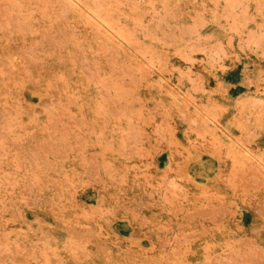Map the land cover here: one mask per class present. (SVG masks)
Returning a JSON list of instances; mask_svg holds the SVG:
<instances>
[{"label":"rangeland","instance_id":"1","mask_svg":"<svg viewBox=\"0 0 264 264\" xmlns=\"http://www.w3.org/2000/svg\"><path fill=\"white\" fill-rule=\"evenodd\" d=\"M0 264H264V0H0Z\"/></svg>","mask_w":264,"mask_h":264}]
</instances>
